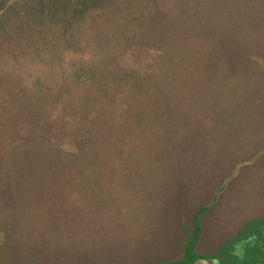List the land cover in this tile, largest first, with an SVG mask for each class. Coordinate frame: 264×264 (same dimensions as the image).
Returning a JSON list of instances; mask_svg holds the SVG:
<instances>
[{"label":"trees","instance_id":"trees-1","mask_svg":"<svg viewBox=\"0 0 264 264\" xmlns=\"http://www.w3.org/2000/svg\"><path fill=\"white\" fill-rule=\"evenodd\" d=\"M264 264V0H0V264Z\"/></svg>","mask_w":264,"mask_h":264},{"label":"rangeland","instance_id":"rangeland-1","mask_svg":"<svg viewBox=\"0 0 264 264\" xmlns=\"http://www.w3.org/2000/svg\"><path fill=\"white\" fill-rule=\"evenodd\" d=\"M204 264H206V263H204Z\"/></svg>","mask_w":264,"mask_h":264}]
</instances>
